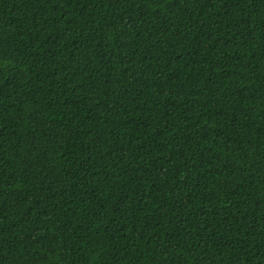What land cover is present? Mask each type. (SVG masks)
Masks as SVG:
<instances>
[{
    "label": "trees",
    "instance_id": "16d2710c",
    "mask_svg": "<svg viewBox=\"0 0 264 264\" xmlns=\"http://www.w3.org/2000/svg\"><path fill=\"white\" fill-rule=\"evenodd\" d=\"M0 264H264V0H0Z\"/></svg>",
    "mask_w": 264,
    "mask_h": 264
}]
</instances>
